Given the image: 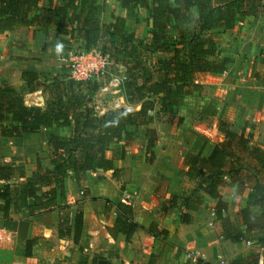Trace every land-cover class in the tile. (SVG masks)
<instances>
[{
  "label": "crops",
  "instance_id": "1",
  "mask_svg": "<svg viewBox=\"0 0 264 264\" xmlns=\"http://www.w3.org/2000/svg\"><path fill=\"white\" fill-rule=\"evenodd\" d=\"M45 4L44 0H40L38 8L32 10L30 16L39 13ZM96 4L98 8L94 17L98 20L96 17L101 14L99 22L111 20V15L125 16L117 0H96ZM138 9L146 16V9ZM131 19L136 21L134 16L126 17L125 28L149 42L148 34L145 36L140 28L131 25ZM262 21L264 17H246L230 30L220 29L221 34L214 37L219 49L218 58H231L226 70L198 74L199 90L185 96L170 111L158 112L156 109L152 112L151 123L137 128L126 126L129 138L111 142L106 150L112 167L86 172L82 182L85 193L70 173L64 179L62 194L58 191L56 206L52 210L28 215L23 210L11 208L8 217L3 218V201L0 200V264H78L80 261L95 264L100 256L114 264H215L217 256L226 252L231 264L250 258L241 241L233 242L224 239L223 235L217 238L212 230L200 226V222L211 224L210 216L217 218L216 213L211 215L215 199L203 194L202 206L198 211L190 212L192 221L189 224L178 219L177 211L170 207L169 201L172 195L182 196L196 187V178L191 172L196 170L197 165L187 161L194 158L199 164L200 159L208 157L214 145L223 139L220 123L235 132L243 130L245 135L250 136V144L264 151V73L260 72L264 71ZM235 30L239 31V35L235 34ZM232 33L235 34L233 39H227ZM222 35H227L226 39L230 40L227 46L221 45L217 39ZM251 37L257 43L251 44ZM242 41L255 47L247 51L249 56L241 50L239 53L232 51L230 47L231 42L236 45ZM82 43L81 32L58 34L51 22L46 25L33 23L12 31L0 30V84H10L22 95L25 105L44 108L45 93L37 92L42 91L41 88L30 91L22 74L36 72L39 75L66 77L62 58L70 47L81 46ZM118 68L120 76L111 78V81L120 85L124 68ZM44 80L40 75V82ZM100 82V88L92 96L97 115L118 108L134 111L140 108V104L126 101L121 85L115 93L100 96L99 90L104 86ZM39 96L43 97V101L39 100ZM151 129L156 133V140L148 146V131ZM49 133L70 135L71 131L53 127L22 137L0 135V166L14 168V182L24 180L33 173L37 157L43 167L50 168L46 146ZM34 138L37 142L27 147L32 154H16L17 149L22 148L17 145L9 147L11 152H7L6 143L17 140H22V143ZM121 146L124 147L122 156L119 153ZM41 156L48 159L41 160ZM224 179L221 194L227 208L235 197L242 201L238 209L245 207L246 198L239 194L238 185L232 184L227 177ZM0 183L3 181L0 180ZM76 202L81 203L82 225L75 238L76 214L69 217L66 214L69 208L66 207L74 206ZM119 203L131 206V219L137 224L128 241L123 233L112 237L107 230L119 213ZM227 215H230L229 211ZM151 223H155L158 229L167 230V234L153 236L147 231ZM27 240H31L29 245H26ZM189 251L204 255L206 260L191 261L187 258ZM82 253L88 255L84 257L86 259H82ZM259 258L264 264L262 254L258 255Z\"/></svg>",
  "mask_w": 264,
  "mask_h": 264
},
{
  "label": "trees",
  "instance_id": "2",
  "mask_svg": "<svg viewBox=\"0 0 264 264\" xmlns=\"http://www.w3.org/2000/svg\"><path fill=\"white\" fill-rule=\"evenodd\" d=\"M39 13L40 0H0V30L12 31L16 27L54 23L58 34L71 35L81 32L83 43L79 48H97L109 56V61L124 68L121 87L129 103L140 104L138 110L118 108L97 115L92 96L101 82L77 81L36 72L22 74L30 91L41 88L45 92V107L25 105L23 97L10 84H0V135L6 138L22 137L41 129L56 127L69 129L70 135L49 133L46 139L50 168L36 158V168L24 180L14 182V168L0 166V200L3 201L2 217H8L11 208L34 215L56 206L58 191L63 192L64 179L70 174L82 186L85 174L98 169H110L112 161L106 157L108 145L122 138H129L126 126L139 127L153 121L152 114L168 112L192 92L199 90L200 73H222L231 58H218L219 49L213 36L215 29L230 30L246 17H264V0H117L125 16L111 15V20L99 22L94 14L96 0H44ZM58 2V3H57ZM147 10L142 18L147 26L149 42L136 37L125 28L126 17L137 18L136 10ZM71 11V12H70ZM194 13V14H193ZM191 23V24H190ZM73 24H76L73 27ZM187 24V25H186ZM189 24V25H188ZM67 77V76H66ZM49 80V83H47ZM8 123L4 124L3 122ZM222 141L212 148L206 159L198 164L191 158L187 163L197 165L196 187L188 194L172 195L170 207L177 211L178 219L189 224L190 212L198 211L203 194L215 199L216 217H223L227 204L222 199L221 186L227 177L246 198L245 207L235 212L238 224L245 232H258V241L264 243V151L250 144L244 131L235 132L220 123ZM156 140L153 129L148 131L147 145ZM124 147L120 148V156ZM46 188L43 190V188ZM258 206L259 213L251 207ZM119 211L108 233L115 237L123 233L128 241L137 228L132 221L130 205L119 203ZM82 214L75 216L74 236L80 232ZM230 241L243 240V233H232L223 227ZM153 236H164L167 230L158 229L155 223L147 227ZM76 241V239H74ZM31 240L26 241L29 245ZM258 254L234 264H257ZM78 264H85L83 261ZM95 264H114L105 257H98ZM151 264V262L149 263ZM208 264V263H206Z\"/></svg>",
  "mask_w": 264,
  "mask_h": 264
},
{
  "label": "rangeland",
  "instance_id": "3",
  "mask_svg": "<svg viewBox=\"0 0 264 264\" xmlns=\"http://www.w3.org/2000/svg\"><path fill=\"white\" fill-rule=\"evenodd\" d=\"M136 14H137V18L135 19L136 21H134V19H131L130 21V24L131 25H134L135 27H137L138 29L140 28L141 32L145 34L146 36V31H147V26L145 24V22H141L142 21V18L144 17V11L140 10V9H137L136 10ZM194 14V13H193ZM101 16V17H100ZM98 20L101 21V18H102V15L99 14L98 17H96ZM264 23V21H262ZM191 24V23H190ZM187 25V24H186ZM189 25V24H188ZM220 29H215L213 31V36H218L220 35L221 33L219 32ZM236 35H239V31L238 30H235L234 31ZM235 34H231V37L227 38V39H233V36ZM242 35V34H241ZM226 36L225 37L222 35V37H217V39L220 41L219 43L221 45H228L230 40H227L226 39ZM253 36V35H252ZM215 38V37H214ZM224 38V39H223ZM242 39V38H241ZM253 42H251V44L253 43H257L255 42L256 40L253 39L251 37V39H249ZM244 41V39H243ZM240 42V43H233L231 42L230 43V47L232 48V51H236L237 53L240 52V50L242 51V53H245L247 56H249V54L247 53V51L249 49H254L255 47L247 44V43H244V42ZM259 49V48H258ZM75 50H79V45H76V46H72L70 47V51H75ZM262 50V49H261ZM256 50L252 53V54H255ZM66 61H63V67L65 68V72L67 73L66 76L67 77H61V78H69L68 76V66L66 65ZM119 68L117 66H114L112 63L110 65H108V68H106L105 72L100 75V77L98 79H100V81H102V83L104 84L103 88H101V90H99L101 93L100 96H108V95H111L113 93L116 92L117 88L120 86L118 83L114 82V81H111V78H118L120 76V72H118ZM263 70V69H262ZM260 72L264 73V71H261ZM110 81V82H109ZM115 90L113 92H111V90ZM39 93H42L44 91H37ZM111 92V93H110ZM45 93V92H44ZM39 104H41V102L38 100L37 101ZM149 114H152V112H149ZM22 140H17V141H13L11 144L9 143H6V149H7V152H11V150L9 149V147H13L16 145L19 146V147H22L21 149H17L16 151V154L17 152H19V154H32L30 149H28L27 147H29L33 142H37V139L34 138V139H28V140H23L24 142L21 143ZM222 141V140H221ZM9 149V150H8ZM12 150H16V149H12ZM9 154V153H8ZM13 154V153H11ZM39 154V153H37ZM41 154V153H40ZM42 159H48L47 156H41V160ZM202 160V159H200ZM193 174V177L195 176L194 172H191ZM241 199H239L238 197H235V200H233V202H231V205L228 206L227 208V211H224L222 212V216H227L229 218V223H224L223 222V217L221 218H213L212 216L211 217V224H207V223H202L200 222V226L201 227H207L209 228L210 230H212V232L214 233L215 237L219 238V236L223 235L224 239L226 238L225 235H224V231L222 230L223 227H226L229 232H232V233H239V232H242L243 233V240H241L242 242V246L244 247L245 250H247V253H248V256L250 258H253L256 254H262L263 255V260H264V243H260V241H258V237H259V233L258 232H245L244 231V228L242 226H240L238 224V221L235 217V210L238 209L239 205L241 204ZM76 204V205H75ZM74 204V206H69L66 207V208H69L67 211H66V214L70 217L74 216V214H77L78 212H81L82 213V210H81V203L80 202H76ZM251 209L255 212V213H259L260 212V209L258 206H254V207H251ZM230 212V215L228 216L227 215V212ZM228 252L226 253H223L222 255L226 258V259H229L228 257ZM82 259H86L84 257L88 256V255H85V253H82Z\"/></svg>",
  "mask_w": 264,
  "mask_h": 264
},
{
  "label": "built area",
  "instance_id": "4",
  "mask_svg": "<svg viewBox=\"0 0 264 264\" xmlns=\"http://www.w3.org/2000/svg\"><path fill=\"white\" fill-rule=\"evenodd\" d=\"M62 59L67 63L69 77L82 82L98 80L100 75L108 68V65L111 64L109 56L103 54L97 48H90L87 50L79 48V50L69 51ZM214 214L215 212L212 210L211 215ZM187 258L193 262L206 260L204 255L195 251H189L187 253ZM215 264L231 263L224 256L218 255ZM257 264H263L261 258L258 259Z\"/></svg>",
  "mask_w": 264,
  "mask_h": 264
},
{
  "label": "water",
  "instance_id": "5",
  "mask_svg": "<svg viewBox=\"0 0 264 264\" xmlns=\"http://www.w3.org/2000/svg\"><path fill=\"white\" fill-rule=\"evenodd\" d=\"M39 100L43 101V97L42 96H39Z\"/></svg>",
  "mask_w": 264,
  "mask_h": 264
}]
</instances>
